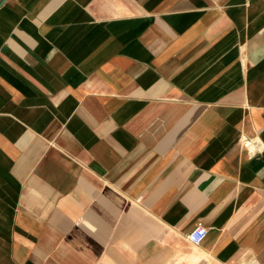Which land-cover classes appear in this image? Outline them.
Returning a JSON list of instances; mask_svg holds the SVG:
<instances>
[{"label": "crops", "instance_id": "0c3cea01", "mask_svg": "<svg viewBox=\"0 0 264 264\" xmlns=\"http://www.w3.org/2000/svg\"><path fill=\"white\" fill-rule=\"evenodd\" d=\"M255 260L264 0H0V264Z\"/></svg>", "mask_w": 264, "mask_h": 264}, {"label": "built area", "instance_id": "2783aa9c", "mask_svg": "<svg viewBox=\"0 0 264 264\" xmlns=\"http://www.w3.org/2000/svg\"><path fill=\"white\" fill-rule=\"evenodd\" d=\"M206 233H207L206 228L202 226H195L192 230H190L186 234V239L192 246L196 247L200 245V243L203 241V239L206 236ZM248 264H262V263L255 260Z\"/></svg>", "mask_w": 264, "mask_h": 264}]
</instances>
